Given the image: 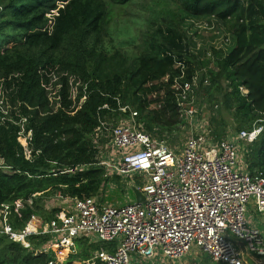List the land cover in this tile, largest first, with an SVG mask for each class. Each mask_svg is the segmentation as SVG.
Wrapping results in <instances>:
<instances>
[{
  "label": "trees",
  "instance_id": "16d2710c",
  "mask_svg": "<svg viewBox=\"0 0 264 264\" xmlns=\"http://www.w3.org/2000/svg\"><path fill=\"white\" fill-rule=\"evenodd\" d=\"M133 1L0 0V36L5 39L0 81L12 120L0 126V209H18L9 218L15 229H22L33 215L49 221L57 213L68 214L65 208L45 210L43 201L58 195L64 201L97 196L111 180L99 166L93 144L99 115L115 117L102 110L104 105L116 111L117 100L130 105L150 135L181 125L175 81L182 70L185 81L197 75L194 89L214 106L219 98L213 92L222 96L238 131L264 120V0H170L187 14L218 20L235 39L228 54L211 50L200 61L187 56L184 36L172 37L162 52L153 46L134 56L108 52L102 37L114 9ZM23 119L32 131L31 160L23 154L14 124ZM250 149L248 171L264 177V131ZM39 239L37 246H45L47 239ZM7 240L0 236V247L23 253L22 264H49L55 258L34 257Z\"/></svg>",
  "mask_w": 264,
  "mask_h": 264
},
{
  "label": "built area",
  "instance_id": "2783aa9c",
  "mask_svg": "<svg viewBox=\"0 0 264 264\" xmlns=\"http://www.w3.org/2000/svg\"><path fill=\"white\" fill-rule=\"evenodd\" d=\"M185 75L182 70L176 78V102L182 122L190 121L192 131L181 151L153 140L138 112L119 100L117 111L108 104L102 107L122 114L117 123L99 115V133L93 140L109 141L103 160V153H98L99 166L106 170V178L139 175L143 203L117 206L102 203L98 195L74 198L66 216L47 221L33 215L22 229L9 224L10 215L18 209L12 211L4 205L0 236L31 251L34 257L62 250L74 253L75 242L83 238L113 247L98 250L92 264L183 262L194 249L218 264H247L246 257L264 258L262 233L249 217L252 205L264 216V177L252 175L244 164L245 155L264 131V120L251 130L217 139L207 124L197 121L193 100L197 75L192 81H185ZM240 90L248 93L243 87ZM10 109L4 82L0 81V126L12 122ZM26 123L23 119L14 124L19 127L23 154L31 160L32 131ZM58 199L63 197L58 195ZM32 238L35 242L46 238V245L38 247ZM49 264H55L54 259Z\"/></svg>",
  "mask_w": 264,
  "mask_h": 264
},
{
  "label": "rangeland",
  "instance_id": "374dc122",
  "mask_svg": "<svg viewBox=\"0 0 264 264\" xmlns=\"http://www.w3.org/2000/svg\"><path fill=\"white\" fill-rule=\"evenodd\" d=\"M111 20L106 35L102 37V44L110 53L119 52L134 56L148 46H153L157 51L162 52L164 51L163 47L172 43V37L177 39L179 36H184V41L187 44L185 48L187 56H194L200 61L208 58L207 54L211 50H220L223 54H228L235 45V39L221 22L213 17H195L187 14L182 11L180 4L170 0H135L124 7H115ZM4 43V37L0 36V48ZM213 94L219 98L218 106H214L216 104L204 96L201 91L199 92L198 88L194 89L193 100L198 124H207L214 137H216L215 132L217 135L224 133V137L230 133L235 134L238 131L236 118L230 110L223 108L222 96L216 91ZM132 110L136 111L133 108ZM113 115L115 117L109 121L117 123L122 114L114 113ZM190 125V121L189 123L183 121L181 125L176 124L170 129L166 128L162 131L157 129V132L155 131L157 135H150L146 131L145 125L144 129L153 140L164 142L176 152L183 149L186 139L191 134ZM202 128L206 127L202 126ZM108 142L106 138L93 140L99 155L103 153L100 157L101 160L106 157L105 151L109 146ZM251 153L252 149H249L244 157V164L248 167L251 163L249 160ZM142 185L143 180L139 175L133 177L113 176L108 183L106 181L104 189L98 196L102 199V203L125 205L135 200L133 193L130 192L131 187L139 189ZM43 206L47 211L55 208H65L66 211H69L73 207L71 200L64 201L56 197L43 201ZM2 216L3 209H0V218ZM56 216L60 217V213H57ZM40 242H35V244ZM29 252L31 255V251ZM22 256L21 252L0 248V260L5 264H22ZM259 261L264 264V258Z\"/></svg>",
  "mask_w": 264,
  "mask_h": 264
},
{
  "label": "crops",
  "instance_id": "0c3cea01",
  "mask_svg": "<svg viewBox=\"0 0 264 264\" xmlns=\"http://www.w3.org/2000/svg\"><path fill=\"white\" fill-rule=\"evenodd\" d=\"M134 188H135L134 186L131 187L130 192L133 193L135 197L134 192H132ZM249 217L252 221L253 226L256 227L262 233V236L264 239V216L261 214H258L257 211H255L254 206L252 205L250 206V209H249ZM7 243L9 245L8 240H7ZM3 245L1 247H3ZM102 248H110L111 250V248L113 247H111V245L100 246L97 244H92L86 238L78 239L75 242V252L74 253H71L69 250L58 251L55 255L54 261H55V264H92L95 253ZM27 252L30 253L29 251ZM260 261L259 259H256L254 257H246L247 264H250V262L261 264ZM198 262L199 264H218V263L212 262L206 254H203L200 251H197L196 249H194L192 254L189 257H187V259H185L183 262H169V261L160 260L156 263H153V262L151 263L152 264H198ZM140 263L147 264V262L142 261V260H140L139 264ZM0 264H5V263H3L2 260H0Z\"/></svg>",
  "mask_w": 264,
  "mask_h": 264
},
{
  "label": "water",
  "instance_id": "95a60500",
  "mask_svg": "<svg viewBox=\"0 0 264 264\" xmlns=\"http://www.w3.org/2000/svg\"><path fill=\"white\" fill-rule=\"evenodd\" d=\"M133 192L135 194V201L137 203H143L144 202V197L143 195L140 193V191L136 188L133 189ZM250 264H256L254 262H250Z\"/></svg>",
  "mask_w": 264,
  "mask_h": 264
}]
</instances>
